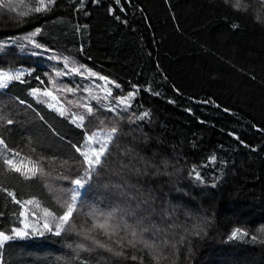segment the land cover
Wrapping results in <instances>:
<instances>
[{
    "label": "trees",
    "instance_id": "16d2710c",
    "mask_svg": "<svg viewBox=\"0 0 264 264\" xmlns=\"http://www.w3.org/2000/svg\"><path fill=\"white\" fill-rule=\"evenodd\" d=\"M109 2L86 3L84 15L75 0H57L42 15L34 11L39 0H0V44L6 45L0 50V71L20 69L26 81L0 89V116L16 121L0 124V137L20 152L25 172L28 160H39L42 168L31 180L6 173L0 188L7 187L18 200L34 201L23 209L29 224L43 216L45 207L60 213V189L74 187L70 180L84 176L83 158L72 144L83 143V131L115 126L118 132L92 187L80 189L84 206L71 222L88 227L90 212L113 213V222L121 225L117 238L125 236L124 223L137 232L147 228L140 239L159 254L137 243L117 257L74 231L61 236L45 231L5 242L0 264H264V0H239L238 8L231 6L236 0H131L123 5L125 13L116 9L128 24L107 15ZM78 25L87 28L76 32ZM37 27L41 33L34 39L49 51L35 49L42 54L32 56L24 37ZM63 57L76 69L83 64L120 83L121 89L112 88L114 95L126 96L132 84L151 86L160 95L138 92L127 113L134 121L143 111L150 117L129 124L127 116L121 119L100 107L92 97L103 104L117 101L98 92L102 81L86 69H80L84 77L64 70ZM53 86L74 89V96H58L70 111L84 110L67 97L86 99L96 109L86 129L48 108L53 101L43 92ZM30 88L39 90L43 102L37 103ZM211 155L217 156L215 163L209 162ZM162 160L168 166L158 171ZM196 172L203 182L195 179ZM20 211L0 191L5 214L0 231L10 235L13 227H22ZM93 235L112 243L99 232ZM81 243L85 248L78 249Z\"/></svg>",
    "mask_w": 264,
    "mask_h": 264
},
{
    "label": "snow or ice",
    "instance_id": "6c2138e0",
    "mask_svg": "<svg viewBox=\"0 0 264 264\" xmlns=\"http://www.w3.org/2000/svg\"><path fill=\"white\" fill-rule=\"evenodd\" d=\"M57 0H39V6L34 9L35 12L40 14H46L49 11L53 10V6ZM86 3H90L92 5L102 6V0H75V8L77 12L83 11L84 15H88V12L85 11ZM226 4H231V0H225ZM124 4H131V0H110L109 5L106 9L107 15L113 17L116 22L128 24L127 17H122L121 15H117L116 9L118 8L120 13H125L127 11V7L123 6ZM232 7H240L239 0H236V3L231 4ZM233 28H237L238 25L233 24ZM82 28H87V25L80 26L78 25L75 29L76 32H81ZM41 33V29L39 27L35 28V30L29 34H27L24 39L32 46L34 49L31 51L32 56H39L42 53L35 51V49H41L44 52L49 51L43 44L37 42L34 37ZM14 43L19 44V41H15ZM6 47L4 44H0V50H3ZM23 48L22 45H20ZM81 54L84 53V48L81 46L80 48ZM50 59L56 60L57 57L53 56ZM65 67L68 66V57H63ZM80 69H86L89 73L90 77H97L98 80L104 81L105 84L114 85L115 89H121L120 83L111 80L107 75H101L88 69L86 65L81 64ZM80 69H73L74 74L83 75ZM28 74H32V70L28 71ZM56 75L59 76L61 73L56 71ZM67 75V73H65ZM25 76L24 71H9L2 72L0 71V89H6L9 84L13 81H18L20 83H26L23 79ZM37 80L40 77H36ZM53 81H49L52 83ZM130 91L127 92V95H114L113 90L111 88H106L104 93L105 99L114 98L117 103L112 104H103L99 97H92L97 101V104L100 107L105 108L108 112H116L117 116L121 119L127 116V113L130 111L132 104L135 102L137 93L140 91L150 93L152 96L160 95L158 92L152 91L151 86L141 89L139 85L132 84ZM67 92H73L74 89L66 88L64 89ZM38 89L30 88L29 94L32 95L37 103H41L43 101L40 100L38 95ZM43 96L51 97L53 103H48L47 106L49 109L54 110L58 113L59 116L64 117L69 120V123L75 125L78 129H86V119L91 118L96 109L91 106L89 103L84 101H68L69 104H75L76 107L82 108L84 111L81 113H73L68 108L64 107V105L59 104V100L56 96H53L52 92L48 90H44ZM19 99V98H18ZM120 102H123L125 107H120ZM20 104H25L26 102L23 99H19ZM169 103H174V101L169 100ZM203 103H209V100L203 101ZM59 105V106H57ZM29 108L32 106L29 104ZM219 107V105H216ZM119 109V111H117ZM186 111L191 112V109H185ZM33 111H35L33 109ZM225 112H228L229 109L225 108ZM39 115V113H37ZM150 117V112L143 111L140 113L138 117L133 120L132 116H127L129 124H138L140 121H143L145 118ZM42 118V117H41ZM16 121L10 117L0 116V124L13 125ZM89 122L90 119H89ZM255 127V125H253ZM118 132V128L113 126L109 128L106 132L101 131H83L84 140L83 143L79 146L77 144H72V147L79 153L80 157L83 158L81 167L84 169V176H80L79 178L71 179L70 183L74 185V187L70 189H60V194L64 198V202L61 206L62 211L58 213L55 210L50 211L49 208L45 207L43 209L42 217H35V223L29 224L25 219H20V225L22 227H13L11 229V234H6L4 231H0V247H2L5 242L16 239V238H25L28 235H43L45 231L54 232L56 236H61L66 232L74 231L77 235L82 236L85 240L91 242V245H94L98 248L105 249L107 252L112 253L117 257H124L125 253L123 249L125 247L135 248L137 243H144L146 248H149L153 253L159 254L156 246L152 244H148L145 241L140 239L142 232L148 231L147 228H142L140 232H137L136 228L127 223L123 224V230L125 232V236H121L117 238L118 233L121 231V225L113 222V213H98L97 211H92L88 215L91 217V225L88 227H79L77 228L71 221L74 219V212L77 208L83 207V201L78 200V198L82 197V193L80 189L83 188H91L92 182L94 181V173L99 171V167L102 165L103 158L107 155V151L109 148V141H111L115 134ZM229 135H234L233 133H229ZM237 140L239 137H235ZM98 145V147H97ZM0 161H2V171H0V184H3L5 174L6 173H19L25 180H31L36 177L40 172H42V168L40 165V161L36 160H28L27 167L28 171L25 172L23 169L25 167L24 159L21 158V154L15 148H13L3 137H0ZM210 163H215L217 161L216 155H211L208 158ZM20 161V163H17ZM146 167H148V162H145ZM168 166L167 160H162L160 165H156L157 170L159 171L161 168L166 169ZM139 173V169H137ZM191 176L192 173L190 172ZM61 179H67V177H61ZM195 179L199 182H203L201 179V174L199 172L195 173ZM99 187V186H98ZM0 191H3L7 194L8 197L11 198L13 204H19L21 211L19 212V216L21 218L25 217V211L23 210L26 204H32L33 200L21 201L17 199L16 194L13 191L9 190L7 187L0 188ZM5 215L3 212H0V216ZM198 227V226H197ZM99 232V234L108 238L111 243H105L99 239H97L93 233ZM130 233L131 239H127L125 242V237ZM235 236L236 233L234 232ZM183 240V237H181ZM180 241H176L179 243ZM173 249L176 247V244H172ZM77 248H85L83 243L78 244ZM120 250H117V249ZM90 250V248H89ZM160 251H163L161 249ZM131 260L135 261L137 259L136 255H131Z\"/></svg>",
    "mask_w": 264,
    "mask_h": 264
},
{
    "label": "rangeland",
    "instance_id": "374dc122",
    "mask_svg": "<svg viewBox=\"0 0 264 264\" xmlns=\"http://www.w3.org/2000/svg\"><path fill=\"white\" fill-rule=\"evenodd\" d=\"M76 66H77V65H76ZM78 67H79V66H78ZM63 69H64V70H68L69 72H73L72 70H73V69H76V67L73 66L72 64L68 63V66H67V67H65V64H63ZM15 71H20V69L15 70ZM81 72L83 73V75H79V76H80V77H84V76H85V72H84V71H81ZM113 87H114V85H112V84H105V82L102 81V82H101V85H100V86L98 85V92H99L101 95H104V93H105V89H106V88H111V89H112ZM66 88H68V87H63V88L58 89L56 86H53L51 90H48V91L52 92L53 96H56V97L58 98V100H59V104L64 105V107L66 106V104L63 102L62 99H64V96L67 95V94H66L67 91L64 90V89H66ZM72 94H73V92H70L68 95H72ZM77 95H78V94H75V96H77ZM58 96L62 97V99L59 98ZM73 96H74V94H73ZM49 98L51 99V97H49ZM67 99H68V101L73 100L71 97H70V98L67 97ZM75 99H76L75 101H79L78 98L75 97ZM84 100H85V102H87L86 99H84ZM57 106H59V105H57ZM120 107H121V108L125 107V105H124L123 102H120ZM71 112L74 113V111H72V110H71ZM23 219H26V215H25V217H23ZM26 222H27V221H26Z\"/></svg>",
    "mask_w": 264,
    "mask_h": 264
}]
</instances>
